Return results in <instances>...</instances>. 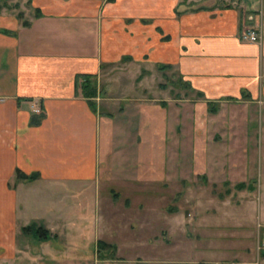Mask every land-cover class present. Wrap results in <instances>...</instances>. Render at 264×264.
Masks as SVG:
<instances>
[{"label": "crops", "instance_id": "obj_1", "mask_svg": "<svg viewBox=\"0 0 264 264\" xmlns=\"http://www.w3.org/2000/svg\"><path fill=\"white\" fill-rule=\"evenodd\" d=\"M179 4L32 0L40 14L29 25L17 18L0 24V244L11 255L26 252L19 243L38 238L42 250L32 259L56 264L245 258L240 245L228 248L226 239L239 244L237 235L251 226L235 205L223 203L225 196L216 200L204 183L202 195L217 203L197 205L188 220L170 207L174 212L163 214V201L174 180L183 179L186 194L197 197L188 181L200 175L234 181L263 173L259 158L251 165L247 152L242 167L237 148L244 138L254 140L249 149L264 152V0ZM251 26L260 29L258 41L241 37ZM167 70L189 87L186 98L170 97L173 89L161 78ZM79 73L94 75L95 108L77 85ZM181 126L191 133L187 157L175 153ZM18 170L36 176L18 177ZM18 218L33 219L22 226L23 235ZM187 237L210 239L195 248L212 252L172 255ZM100 240L116 245L114 254L99 257ZM231 248L235 253L226 254Z\"/></svg>", "mask_w": 264, "mask_h": 264}, {"label": "rangeland", "instance_id": "obj_2", "mask_svg": "<svg viewBox=\"0 0 264 264\" xmlns=\"http://www.w3.org/2000/svg\"><path fill=\"white\" fill-rule=\"evenodd\" d=\"M222 0H179V7H185L188 6H196V7H201V6H209V5H218L221 4ZM36 13V9L32 5V0H0V24H4L6 22H9V20L13 19H18L21 23L26 20L30 19L34 14ZM162 80L165 81L168 85L169 88H172L173 91H169L172 98H186L189 95V87L187 85L182 84L181 80L179 79L178 75L176 73H173L170 70H167L166 76L163 75ZM191 97H196L195 94H190ZM179 104L183 103V101H177ZM182 105V104H180ZM186 109V106L184 107ZM188 110V109H187ZM185 111V110H183ZM254 117V116H251ZM191 118V115H190ZM194 118V117H193ZM241 122L245 125V117L244 115L240 116ZM256 118V117H255ZM258 118V115H257ZM260 119V118H258ZM201 120V118L199 119ZM258 122V121H257ZM256 123V122H254ZM262 123V122H260ZM257 124V123H256ZM259 125V124H258ZM182 127V126H181ZM183 128V127H182ZM190 128V127H189ZM185 129V130H184ZM190 131L189 129H186L185 127L183 128V132L179 133L180 139L176 142L175 145V153L176 155L181 157H187L191 155V146L189 145L190 140ZM172 140V139H171ZM169 140V155L171 153L170 151V142ZM248 142L246 143L244 138H242L239 142V148H237V158L242 162V165L244 164V158L246 152L249 154L252 160V164L254 163L255 159L259 158L260 165L257 161V167H259V170L261 171V168L263 170V173L254 178H248V179H239V180H232V181H226V180H221V178H215L212 179V181H208L210 178L209 177H203V176H198L192 183V181L189 185H192L193 187H196L198 189L199 195L196 197H192L186 194V189L187 183L182 179L180 181H171V184L169 187V190L171 191V194L168 196H165V199L163 201V214L164 212H174L171 211L178 209L181 214V218L183 220H188V218L191 217V212L194 207H197V205H200L201 203H206V204H213L217 203V201H211L210 197L208 195H202L204 192L202 191V188L205 186L206 191L212 192L214 194L215 199H219L222 196H225V201L228 199L227 202H223L224 204H229V205H235L236 206V212L235 214L241 216V221L244 224V221L247 222L251 227L248 229L250 231H246L245 229H241L239 236L240 242L239 244H232L230 240L226 239V247H233L240 245V249H242V257H245L244 259H237L236 261H231V258L226 259V261L220 262V264H264V156L263 160H261V154H264V152H261V148H252L249 149V145L253 144ZM255 144V143H254ZM264 144V142H263ZM188 145V147H186ZM264 146V145H263ZM250 150V151H249ZM258 152V153H257ZM222 154V152H221ZM257 155V156H256ZM260 156V157H259ZM256 157V158H255ZM172 160V157H171ZM241 165V166H242ZM175 166V165H174ZM185 163L178 164L179 171L186 173L187 170ZM244 167V165L242 166ZM181 169V170H180ZM178 170V169H177ZM189 172V170H188ZM259 172V171H258ZM224 175L222 174L221 177ZM219 179V180H218ZM206 183L205 185H203ZM243 183L241 186L239 184ZM263 184V185H262ZM188 185V186H189ZM175 189H181L182 192L175 194ZM221 194V196H219ZM2 199L4 197H1ZM6 198V197H5ZM199 199V201H198ZM202 201V202H201ZM3 202H8V197L5 200H2L1 204ZM262 205V207H261ZM172 208V209H169ZM226 211V210H225ZM228 214V211L226 212ZM243 218V220H242ZM33 219H23V218H18V234H22V226L25 223L31 222ZM163 220V219H162ZM167 221V216H164V222ZM169 221V220H168ZM37 224L39 221L36 222ZM163 224V222H162ZM32 225L33 232L36 230V224L35 226ZM165 225V224H164ZM166 234V233H163ZM34 235V234H33ZM31 235L30 237H32ZM38 235V234H37ZM36 237V236H35ZM194 237V236H193ZM188 241L190 242L187 243H181L178 246V249H176L175 252H169L172 255H197V254H203L207 255L210 254V252H205L201 250H197L195 248V245L198 244H207L206 242L208 240H203V241H197L195 238H189L187 237ZM242 239V240H241ZM24 239H22L23 241ZM182 241H185V236ZM196 242V243H195ZM237 243V242H236ZM20 249H26V252L23 250H18L16 254L11 255L9 246L6 244H0V264H56L55 261H50L46 258V260L41 261V260H33L31 256H33L34 252H40L42 250V246L40 244V240L37 239H30L29 243H19L18 244ZM92 248H94V245H91ZM164 244L161 245L160 250H162L163 254H168V249H165ZM103 247V246H102ZM106 248H99V257H108L110 254L112 255L111 252L107 254ZM137 249L136 248H131L129 249L128 252L132 253L135 252ZM159 250V249H158ZM122 251V250H121ZM30 253L28 255L27 253ZM106 252V254H105ZM215 253L217 254H223V250H216ZM226 254H233L235 251L231 248L230 250L225 251ZM115 254L117 252L115 251ZM213 255V254H212ZM40 259V258H38ZM100 259V258H99ZM40 261V262H39ZM43 262V263H42ZM98 264H109L105 262L104 260H99L97 262Z\"/></svg>", "mask_w": 264, "mask_h": 264}, {"label": "trees", "instance_id": "obj_3", "mask_svg": "<svg viewBox=\"0 0 264 264\" xmlns=\"http://www.w3.org/2000/svg\"><path fill=\"white\" fill-rule=\"evenodd\" d=\"M40 14V9L37 8L36 9V13L35 15ZM31 22L30 20L26 19L22 22V24L24 25H29ZM7 32H12L13 30L11 29H4ZM167 66V65H166ZM94 75L91 73H79L77 74V85L80 86L83 89V93L85 96H87L89 98V103L91 104V106L93 108H95V101L91 99L92 96H95L97 93V85H96V81L95 79H93ZM215 108H213L214 110ZM37 117H39L40 115H42V113H36ZM38 119H36L35 121H38ZM17 176L18 177H33L36 176V172L35 173H31V174H26L24 172H21L20 170H18L17 172ZM243 183L239 184V186H241ZM30 227V226H29ZM42 228L41 227H37L36 228V232L39 236H42ZM99 248H109L112 250L111 252H113L116 248V245L111 244V243H107L104 240H100L99 241ZM103 246V247H102ZM114 254V252L112 253Z\"/></svg>", "mask_w": 264, "mask_h": 264}, {"label": "built area", "instance_id": "obj_4", "mask_svg": "<svg viewBox=\"0 0 264 264\" xmlns=\"http://www.w3.org/2000/svg\"><path fill=\"white\" fill-rule=\"evenodd\" d=\"M241 37L250 41H258L261 38V32L258 27L251 26L242 30Z\"/></svg>", "mask_w": 264, "mask_h": 264}]
</instances>
